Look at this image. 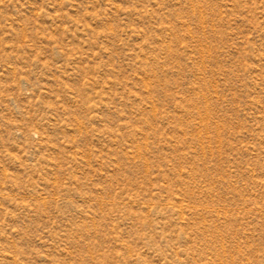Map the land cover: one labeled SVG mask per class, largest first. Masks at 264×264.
<instances>
[{"label": "rangeland", "instance_id": "374dc122", "mask_svg": "<svg viewBox=\"0 0 264 264\" xmlns=\"http://www.w3.org/2000/svg\"><path fill=\"white\" fill-rule=\"evenodd\" d=\"M0 264H264V0H0Z\"/></svg>", "mask_w": 264, "mask_h": 264}]
</instances>
